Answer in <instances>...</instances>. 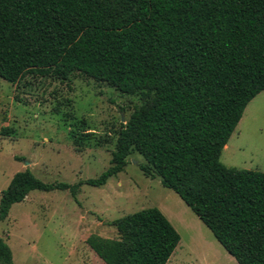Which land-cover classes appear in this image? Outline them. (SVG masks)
I'll list each match as a JSON object with an SVG mask.
<instances>
[{
	"label": "trees",
	"instance_id": "obj_1",
	"mask_svg": "<svg viewBox=\"0 0 264 264\" xmlns=\"http://www.w3.org/2000/svg\"><path fill=\"white\" fill-rule=\"evenodd\" d=\"M75 72L142 104L99 177L46 183L18 171L1 191L0 221L32 190L77 201L80 185H104L137 152L143 173L180 196L238 264H264V172L219 159L264 91V0H0L1 78ZM114 225L118 238L85 241L105 264H166L180 241L157 207ZM0 264H14L1 236Z\"/></svg>",
	"mask_w": 264,
	"mask_h": 264
},
{
	"label": "rangeland",
	"instance_id": "obj_2",
	"mask_svg": "<svg viewBox=\"0 0 264 264\" xmlns=\"http://www.w3.org/2000/svg\"><path fill=\"white\" fill-rule=\"evenodd\" d=\"M141 104L137 95L77 72L66 80L28 73L10 83L0 77V194L26 168L46 183L99 177L120 127ZM219 159L227 167L264 172V91L245 107ZM144 163L132 152L104 185H80L77 201L55 189L32 190L14 203L0 221L13 263L105 264L86 239H116V220L157 207L180 235L166 264H238L180 196L143 173Z\"/></svg>",
	"mask_w": 264,
	"mask_h": 264
},
{
	"label": "water",
	"instance_id": "obj_3",
	"mask_svg": "<svg viewBox=\"0 0 264 264\" xmlns=\"http://www.w3.org/2000/svg\"><path fill=\"white\" fill-rule=\"evenodd\" d=\"M122 120H123V118H122ZM28 164H29V162L26 161V162H25V165H28Z\"/></svg>",
	"mask_w": 264,
	"mask_h": 264
}]
</instances>
